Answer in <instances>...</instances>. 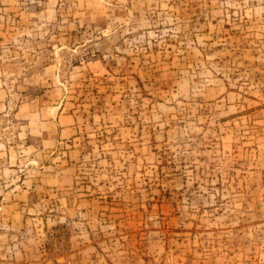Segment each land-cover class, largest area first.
Here are the masks:
<instances>
[{"label": "rangeland", "instance_id": "obj_1", "mask_svg": "<svg viewBox=\"0 0 264 264\" xmlns=\"http://www.w3.org/2000/svg\"><path fill=\"white\" fill-rule=\"evenodd\" d=\"M0 264H264V0H0Z\"/></svg>", "mask_w": 264, "mask_h": 264}]
</instances>
